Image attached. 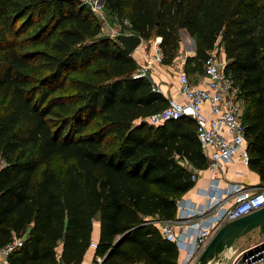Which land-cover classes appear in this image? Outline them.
I'll return each instance as SVG.
<instances>
[{"label":"trees","instance_id":"trees-1","mask_svg":"<svg viewBox=\"0 0 264 264\" xmlns=\"http://www.w3.org/2000/svg\"><path fill=\"white\" fill-rule=\"evenodd\" d=\"M104 7L157 38L163 65L177 57L180 30L196 45L184 68L198 73L219 41L245 100L248 166L264 186V0ZM138 69L80 0H0V247L23 238L10 264H81L95 222V264H178L153 220L175 219L194 186L185 165L207 161L191 118L146 122L167 98Z\"/></svg>","mask_w":264,"mask_h":264},{"label":"built area","instance_id":"built-area-1","mask_svg":"<svg viewBox=\"0 0 264 264\" xmlns=\"http://www.w3.org/2000/svg\"><path fill=\"white\" fill-rule=\"evenodd\" d=\"M104 26L102 34L116 40L119 35H131L122 26L108 23L104 14V0H80ZM100 1V2H99ZM129 26V21L124 22ZM101 26V25H100ZM156 43L159 44L160 41ZM215 46L203 63L204 87L190 81L187 73L180 70L177 74L178 94L181 99L168 97L167 105L145 120L157 126L168 120L188 117L195 121L197 138L202 154L206 158L210 182L201 194L205 203H177V214L173 220L153 221L162 237L174 243L179 251L178 264H196L200 255L213 236L226 223L234 221L264 206V186L251 192L243 185L227 183L220 186L225 177L224 167L238 156L243 165L249 163L245 126L242 121L245 100L240 86L226 73L227 59ZM162 58L159 46L155 53L156 61ZM156 90H158L155 87ZM5 165L0 159V169ZM191 181L195 184L202 170L190 165ZM179 223V231L175 230ZM23 244V238H13L0 247V264H10L9 256ZM97 243L91 241L90 248L96 249ZM102 258L95 257L96 263ZM95 264V263H94ZM230 264H264V239L257 244L237 253Z\"/></svg>","mask_w":264,"mask_h":264},{"label":"crops","instance_id":"crops-1","mask_svg":"<svg viewBox=\"0 0 264 264\" xmlns=\"http://www.w3.org/2000/svg\"><path fill=\"white\" fill-rule=\"evenodd\" d=\"M217 47L218 51H223L222 55L226 58L222 45L219 44V41L217 42ZM157 48L158 44L156 42L151 44V40L146 41L142 39L140 45L131 53V56L139 66L138 72L147 75L150 81L154 84L158 91L164 95L165 98L171 97L180 100L181 96L178 94L177 77L173 78L169 73L170 71H177L181 69V60L177 56L171 65L164 66L155 59ZM195 49L196 48L194 46L191 52L186 54L184 58L193 57L195 55ZM193 83L197 86L204 87V72L198 73L197 78L193 81ZM185 166L188 167V164ZM224 170L225 177L224 179H221L220 186H225L227 183H237L243 185L245 189L251 192L257 191L259 188L263 187L261 186L259 174L251 170L248 165H243L238 156H235L232 161L227 163ZM209 182V172L207 170H202L199 173L198 180L195 182L193 188L185 193L180 200L184 204L194 203L196 206L204 204L205 197L201 194V192L207 189ZM156 220L158 219L153 221ZM178 224L179 223L176 222L174 223V225H176V231L180 230ZM98 238L99 223L95 222L92 232V241L97 242ZM60 251L61 247L58 248V254H60ZM180 256L181 255L179 254L178 260L180 259ZM94 261L95 249L89 248L83 257L81 264H94Z\"/></svg>","mask_w":264,"mask_h":264},{"label":"water","instance_id":"water-1","mask_svg":"<svg viewBox=\"0 0 264 264\" xmlns=\"http://www.w3.org/2000/svg\"><path fill=\"white\" fill-rule=\"evenodd\" d=\"M116 41L121 44L125 53L131 55L140 45L142 38L135 34L119 35ZM96 220H100V213L96 215ZM255 229H259L260 235L264 234V206L221 227L210 240L196 264H210L217 261L224 249L229 248L235 240Z\"/></svg>","mask_w":264,"mask_h":264},{"label":"rangeland","instance_id":"rangeland-1","mask_svg":"<svg viewBox=\"0 0 264 264\" xmlns=\"http://www.w3.org/2000/svg\"><path fill=\"white\" fill-rule=\"evenodd\" d=\"M101 2L103 0H100ZM99 1V2H100ZM105 1V0H104ZM87 7V6H86ZM104 14L106 16V19L108 21V23L112 26L116 25V29L121 30V28L119 26H122V28H124L125 30L129 31V26L125 25L124 22L125 21H129L128 18L124 17V18H118L116 15L110 14L105 8H104ZM99 24L101 25V27L103 28L104 26H102L103 24L99 21ZM257 33H262L264 32V28L262 27H257L256 30ZM179 49L177 52V56L178 58L181 60V64L182 67L181 69L177 70V71H170V75L175 78L177 77V74L180 70H184L190 81H194L197 78L198 75V71L195 68L194 62L190 63L187 68L185 69V58L184 56L186 54H189L191 52V50L194 48L195 45V40L188 36L186 34L185 30H180L179 31ZM150 41V40H149ZM156 42V38L151 39V44ZM217 46V44L215 45ZM196 48V47H195ZM182 50V51H181ZM184 63V64H183ZM163 65V64H162ZM164 66H169V65H164ZM169 69V68H168ZM58 164V160H54L53 162V166H57ZM262 239H264V234L260 235L259 233V229H255L253 231H251L250 233L246 234L245 236L240 237L239 239L235 240L229 248L224 249V251L220 254L219 259L217 261H213L210 264H230L231 260L233 259V257L239 253L242 250L248 249L249 247L257 244L259 241H261Z\"/></svg>","mask_w":264,"mask_h":264}]
</instances>
